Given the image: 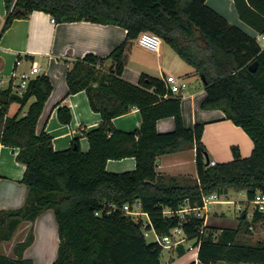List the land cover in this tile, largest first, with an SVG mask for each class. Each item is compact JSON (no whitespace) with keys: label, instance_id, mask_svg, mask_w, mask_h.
<instances>
[{"label":"trees","instance_id":"16d2710c","mask_svg":"<svg viewBox=\"0 0 264 264\" xmlns=\"http://www.w3.org/2000/svg\"><path fill=\"white\" fill-rule=\"evenodd\" d=\"M234 1L239 16L264 33V0ZM4 4L0 36L14 18L27 17L34 9L49 13L57 22L85 19L118 24L126 31L109 53L86 52L66 71V93L85 90L90 107L101 116L97 126L83 132L87 151L81 150L77 137L69 147L55 149L52 135L44 127L37 130L53 88L47 74L29 78L21 94L11 83L0 89V144L17 148L15 159L25 166L21 181L27 188L20 206L0 209V242L10 239L22 221H32L50 208L58 234L51 264H162L163 247L147 241L145 221L125 213L124 204L138 203L147 214L145 228L166 234L182 219L178 213L164 214L165 208L201 205L204 195L228 188L245 189L247 199L264 193V47L205 0H4ZM143 30L157 33L203 74L205 96L200 107L219 108L240 125L253 142L249 155L242 156L232 144L230 160L207 163L201 139L205 122L184 125L180 94H172L160 76L142 72L137 83L123 78L133 41ZM252 62H256L254 69L249 66ZM30 96L34 100L24 114H7L10 102L18 101L22 108ZM132 107L140 111V126L116 128L112 118ZM56 115L68 123L71 110L61 104ZM165 116H173L174 128L160 132L156 121ZM183 144L195 149L196 177L181 181L157 173V156ZM124 156L135 158L133 169L115 172L105 168L109 158ZM245 211L236 226L220 228L207 226L203 217L190 211L184 214L181 226L187 238L196 239L200 263L264 264V240L248 244L238 237L243 225L249 227ZM262 217L264 210L254 208L253 219ZM32 240L30 228L13 244L12 255L0 253V264H34L24 256ZM177 251L184 253V246L178 244Z\"/></svg>","mask_w":264,"mask_h":264},{"label":"crops","instance_id":"0c3cea01","mask_svg":"<svg viewBox=\"0 0 264 264\" xmlns=\"http://www.w3.org/2000/svg\"><path fill=\"white\" fill-rule=\"evenodd\" d=\"M205 2L227 20L254 36L259 44L264 47V39L260 37L261 33L239 16L234 0H205ZM5 15L4 0H0V28ZM125 31L126 29L118 24L94 22L85 19L53 21L49 13L38 9L32 10L27 17L14 18L0 36V89L6 88L11 83L12 88L16 90L22 72H26L29 78L42 72L47 74L53 88L38 118L37 130L44 127L52 135V144L55 149L69 147L72 138L77 137L81 150L87 151L89 143L83 132L97 126L101 121V116L99 112L90 107L85 90L81 89L73 93H66V71L76 58L83 56L86 52L91 51L99 55L109 53L124 39ZM169 47L162 40L159 50L153 51L141 46L137 39H134L122 72L123 78L137 83L140 73L145 72L160 77L167 74L174 76L177 74V77L184 78L187 84H190V81L199 79L200 75L193 66L184 60H172ZM33 62L39 67L37 72L31 70ZM174 70L176 73H173ZM186 88L187 86L180 92L183 123L185 126H191L196 121L205 122L201 139L205 144L209 159L215 161L230 160L232 158L230 148L232 144L239 147L242 156L249 155L253 142L240 125L226 118L219 108L204 109L200 107V102L205 96L204 83L202 87L194 90H185ZM33 100L34 96H30L22 108H20L18 101L10 102L7 114L13 115L16 112H19L20 115L24 114ZM61 104L67 105L71 110V119L68 123L60 122L57 118L56 109ZM112 123L119 129H136L141 123L140 111L137 107H132L127 112L113 117ZM156 128L160 132L172 130L174 128L173 116L158 118ZM16 150L17 148L12 146L0 144V209L18 207L24 201L27 188L21 178L25 166L15 159ZM134 167L135 158L133 156L109 158L105 163V168L108 171L115 172L131 170ZM156 171L160 174L177 176L181 181L196 177L195 149L183 144L177 149L159 154L156 158ZM241 191L246 195L245 189H241ZM236 192L238 190L228 188L227 191L219 194L221 201L215 202L217 207L213 208L210 214L207 215V226L220 228L237 225L236 222L233 224L220 222L226 216L219 206L222 203L231 202ZM244 203H247L246 200H244ZM254 208L256 207L254 206ZM245 209V221L249 223L248 228L252 229V235H255L256 241L264 240V224H262L264 223V217L253 219V211L249 212L247 207ZM52 213V209L48 208L42 211L34 220L21 222L27 223L25 225L28 226V229H32L33 240L29 245L37 239L40 220L41 225L45 226L43 229H46L49 220L51 227L48 228H50V231L53 229ZM145 215L147 217V214ZM187 240L192 241L191 238H187L179 243L185 249ZM190 245H194V241L189 243ZM26 248L24 256L29 257L26 254ZM172 248H177V246ZM188 249L191 254L197 255V250L194 247H188ZM1 252L6 253L0 249ZM32 260L34 264H38L34 259ZM192 260H194V257L183 264H187ZM174 263L175 261L170 264Z\"/></svg>","mask_w":264,"mask_h":264},{"label":"rangeland","instance_id":"374dc122","mask_svg":"<svg viewBox=\"0 0 264 264\" xmlns=\"http://www.w3.org/2000/svg\"><path fill=\"white\" fill-rule=\"evenodd\" d=\"M169 50H170L169 52L171 54L172 60H183L170 47H169ZM173 73H176V71L174 70ZM175 76H178V75L176 74ZM202 84H203V81L201 77H199V79H196L195 81H190V84H187V88L185 90H189V89L194 90L198 87H202ZM244 200H247L246 195L240 189L238 190V192L234 194L233 200H231V202L220 204L219 206L223 210L226 216L225 218L221 219L220 222L223 224L225 223L233 224L236 222L238 224L240 222V216L242 215V212H243L242 210L238 209V206H241L244 208L247 207L249 212L253 211L254 205L252 203L250 204L244 203ZM132 207L140 211V208L138 205H133ZM216 207H217V204H215V202L209 203L207 205L208 212L206 214L207 215L210 214L213 208H216ZM136 216L141 218L143 221H146L147 219L146 215L143 214L142 212H139L138 214H136ZM51 221H52L53 229H51L50 231V228H48V227H51L50 220L47 222L46 229H43L45 226L41 225L42 222L40 220L39 227H38V233H37V239L26 248L27 256L34 259V261H36L38 264H50L52 263L51 261L54 260L56 256L57 245H58V234L56 231V220L54 217V213H52ZM25 224L27 223H21L10 239L1 241V247H0L1 251H4L6 253L9 252L10 254H13V251H12L13 244L16 241L23 239L25 235L28 233V231L30 230V228L28 229V226ZM248 234H251V235H248ZM252 234H253L252 229L245 228V226L243 225V227H241L239 231L238 237L241 241L245 243L254 244L257 241H256L255 235L253 236ZM146 239L147 241H152L154 239L153 234L151 233L149 236H147ZM191 239L192 241L196 240L195 238H191ZM192 241L190 242L189 240H187L185 242L186 249L184 253L180 255L178 254L177 248L163 247L161 254H160V260L162 264H170L173 261H175L174 264H181V263L183 264L184 262L191 260L192 257L195 258L196 255L191 254L190 250L188 249L189 243H192ZM197 264H203V263H200L198 261ZM217 264H229V263L224 262V261H219ZM237 264H246V263L241 262Z\"/></svg>","mask_w":264,"mask_h":264},{"label":"built area","instance_id":"2783aa9c","mask_svg":"<svg viewBox=\"0 0 264 264\" xmlns=\"http://www.w3.org/2000/svg\"><path fill=\"white\" fill-rule=\"evenodd\" d=\"M52 20L54 21L53 18H52ZM260 37H261V39H264V33H261ZM136 39L141 46H143L147 49L153 50V51L159 50V47H160V44L162 41V38L157 33L153 32V31H149V30L141 31L138 34ZM31 70L33 72H37L39 70V67L35 62L32 63ZM163 78H164V80H165V82H166V84H167V86H168V88L172 94L179 95L181 90L187 86V81L182 77H177V76H174L172 74H167ZM28 80H29V75L26 72H22L20 74L19 83L17 84V87H16L17 93L21 94L25 90L27 83H28ZM215 162L216 161L214 159H209L210 164H214ZM218 201H221V199H219V194L217 192H211V193L203 196L201 205L189 206L187 204H184L181 208H178V209L165 208L162 210L164 214H167V215H171L173 213L179 214V216L182 219L180 224L172 227L170 229V231L166 234H158L154 231V229L152 227L151 228H145V224L147 223L146 221H148L147 220L148 218H147L145 221V224H144V229H143L144 235L147 238V236H149L152 233L154 236L153 240L156 241L162 247L177 246L179 243H181L182 241L187 239V235L185 234V232L181 226L182 221L184 220V214L186 212L190 211L195 216L203 217L204 218V224H205L206 220H207V214L206 213L208 212L207 205L209 203L218 202ZM246 202L254 204V206L257 207L259 210H264V193L256 192L254 197L252 199H247ZM133 205L139 206L138 203H134ZM238 209L243 210L245 208L238 206ZM122 210L125 213L132 215L135 219L139 218L136 216V214H138L139 212L146 214V212H143L141 210L139 211L133 207H129L128 204H124L122 206ZM213 235H214V237H216V233H214ZM193 247L197 250L198 244H194V245L189 246V248H193ZM193 261H194V264L198 263L197 255L195 256Z\"/></svg>","mask_w":264,"mask_h":264},{"label":"water","instance_id":"95a60500","mask_svg":"<svg viewBox=\"0 0 264 264\" xmlns=\"http://www.w3.org/2000/svg\"><path fill=\"white\" fill-rule=\"evenodd\" d=\"M249 66H250L251 69H254L256 67V62H252ZM200 77H201L202 81L204 82L205 78H204L203 74H201ZM206 162L207 163L209 162V158L208 157H206Z\"/></svg>","mask_w":264,"mask_h":264}]
</instances>
